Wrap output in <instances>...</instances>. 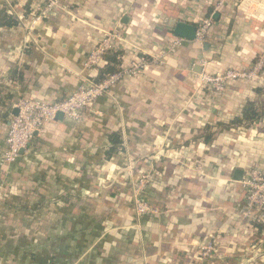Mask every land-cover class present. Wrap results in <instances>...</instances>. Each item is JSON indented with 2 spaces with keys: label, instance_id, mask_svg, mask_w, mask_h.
Returning <instances> with one entry per match:
<instances>
[{
  "label": "crops",
  "instance_id": "obj_1",
  "mask_svg": "<svg viewBox=\"0 0 264 264\" xmlns=\"http://www.w3.org/2000/svg\"><path fill=\"white\" fill-rule=\"evenodd\" d=\"M218 1L60 0L47 11V0H0V264H264L234 178L264 168V114L233 125L247 103L264 104V77L219 92L203 81L264 54V0ZM209 17L202 41L173 33L171 21L198 28ZM108 34L119 72L143 56L141 73L83 120L48 123L7 164L17 100L53 102L97 81L104 63H85ZM114 133L122 142L109 153ZM128 165L151 175L143 196L155 211L140 218ZM207 241L217 251L203 257Z\"/></svg>",
  "mask_w": 264,
  "mask_h": 264
},
{
  "label": "built area",
  "instance_id": "obj_2",
  "mask_svg": "<svg viewBox=\"0 0 264 264\" xmlns=\"http://www.w3.org/2000/svg\"><path fill=\"white\" fill-rule=\"evenodd\" d=\"M228 0H219L217 8L222 7ZM60 0H47L46 10H51ZM213 26L212 18L204 19L197 28L196 38L202 41L208 31ZM116 34L104 36L97 46L90 52L85 65L93 67L99 65L105 55L112 49V41L117 38ZM180 40L176 42L179 44ZM147 61L145 57H138L132 65L114 73L100 82L86 80L72 94L58 101L44 102L35 98L21 97L15 106L18 112L12 117L6 137V149L3 158L7 164L15 163L25 150L34 135L41 131L48 123L56 120L57 114L62 113L64 118L74 121H81L86 117V113L93 111V105L98 97L107 93L112 85L120 81L125 76H136L141 73ZM264 74V54L252 65L249 70L229 69L225 73L208 74L203 76V81L212 89L222 91L226 84L235 79L262 78ZM89 111V112H87ZM131 164V163H129ZM132 165L127 166V170L132 173ZM197 170L202 169L201 163L196 166ZM151 182V175L141 172L132 178L131 193L133 209L137 218L155 210L147 199L143 196L148 184ZM241 185L245 192L244 209L242 218L252 220L258 224L259 248L264 246V168L253 167L245 174ZM217 251L213 241H207L201 246L203 257H210Z\"/></svg>",
  "mask_w": 264,
  "mask_h": 264
},
{
  "label": "trees",
  "instance_id": "obj_3",
  "mask_svg": "<svg viewBox=\"0 0 264 264\" xmlns=\"http://www.w3.org/2000/svg\"><path fill=\"white\" fill-rule=\"evenodd\" d=\"M15 21L9 20L7 21V24H13ZM258 57L254 59V62L257 61ZM103 65L100 67V74L99 78L96 82H100L107 78L108 76L119 72L118 65L120 63V60L117 57V54H110L109 52L105 55L102 62ZM100 65V64H99ZM257 92H261L260 89H257ZM62 99V98H61ZM60 100V99H58ZM56 100V101H58ZM264 114V104H258L255 102H249L243 109V114L241 117H237L233 125L234 126H243L247 127L257 120L261 118V116ZM212 136V133L206 135V141H208ZM122 140L120 138V135L118 133H114L111 138V143L113 147H111V150L109 153L113 152L117 146L121 144Z\"/></svg>",
  "mask_w": 264,
  "mask_h": 264
},
{
  "label": "water",
  "instance_id": "obj_4",
  "mask_svg": "<svg viewBox=\"0 0 264 264\" xmlns=\"http://www.w3.org/2000/svg\"><path fill=\"white\" fill-rule=\"evenodd\" d=\"M171 23H174L173 33L176 36L183 37V38H186L188 40H194L195 39L197 27L194 24H189V23H185L182 21H179V22L171 21ZM63 117L64 116L62 113H58L56 119H63ZM244 176H245V172L243 170L236 169L235 175H234V178L236 180L242 181Z\"/></svg>",
  "mask_w": 264,
  "mask_h": 264
},
{
  "label": "rangeland",
  "instance_id": "obj_5",
  "mask_svg": "<svg viewBox=\"0 0 264 264\" xmlns=\"http://www.w3.org/2000/svg\"><path fill=\"white\" fill-rule=\"evenodd\" d=\"M217 3H219V1H218ZM215 8H216V7H215ZM210 18H212V17H210ZM262 55H263V54H262ZM260 56H261V55H260ZM260 56H258V59H257V61L259 60ZM257 61L253 62V64H255ZM253 64H252V65H253ZM252 65L250 66V68H249V69H251ZM249 69H248V70H249ZM262 76L264 77V74H263Z\"/></svg>",
  "mask_w": 264,
  "mask_h": 264
}]
</instances>
